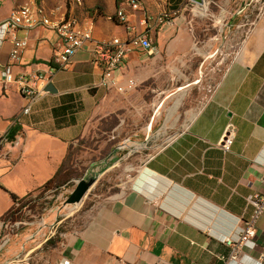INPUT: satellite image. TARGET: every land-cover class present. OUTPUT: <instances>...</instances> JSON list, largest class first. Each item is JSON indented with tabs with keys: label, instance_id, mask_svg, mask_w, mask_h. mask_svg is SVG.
I'll use <instances>...</instances> for the list:
<instances>
[{
	"label": "crops",
	"instance_id": "crops-1",
	"mask_svg": "<svg viewBox=\"0 0 264 264\" xmlns=\"http://www.w3.org/2000/svg\"><path fill=\"white\" fill-rule=\"evenodd\" d=\"M26 1L0 0V21ZM42 1L46 7L61 2ZM143 1L150 14L161 8L160 0ZM205 1L198 6L191 0H170L167 8L179 13L173 24L155 32L149 51L126 53L113 74L120 85L128 79L136 82L124 93L92 88L100 69L87 48L77 51L66 67L55 69L53 55L61 49L58 36L41 27L27 33L13 74L49 73L50 80L29 112L22 114L25 101L16 86L3 88L0 79V141L11 126L18 128L14 141L0 146V264H11L19 256L22 261L41 259L42 264H223L218 257L229 250L222 239L236 236L251 212L247 198L263 189V5L240 0L232 12L220 8L217 36L230 35L227 46L233 56L186 124L173 130L175 124L162 121L156 127L151 117L143 127H127L147 105L155 107L154 114L191 85L179 86L181 68L189 63L181 56L194 47L193 17L204 32L200 22L215 12L217 3ZM115 9L116 0H83L76 13L93 20L94 39L105 40L124 35L113 18ZM137 16L128 15L130 20ZM24 35L17 32V37ZM215 40L207 44L208 50ZM10 47L9 41L0 46V69L9 63ZM229 124L233 141L224 152L218 144ZM89 138L93 146L81 151L89 158L68 181L76 185L122 169L118 191L97 198L89 189L67 214L47 213L10 234L2 219L13 197H26L46 185L58 187L69 151ZM123 147L128 148L126 158L119 157ZM129 156L137 163L127 165ZM255 242L254 251L240 264H255L264 251V214L256 224Z\"/></svg>",
	"mask_w": 264,
	"mask_h": 264
},
{
	"label": "built area",
	"instance_id": "built-area-1",
	"mask_svg": "<svg viewBox=\"0 0 264 264\" xmlns=\"http://www.w3.org/2000/svg\"><path fill=\"white\" fill-rule=\"evenodd\" d=\"M169 3L170 0H160L159 11L150 14L146 11L143 0H116L113 18L122 26L124 35L97 40L93 38V20L80 19L76 13V8L83 4V0H61L51 7H46L42 0H27L0 21V46L4 41H9L11 45L9 63L0 69L2 87L16 86L25 101L22 114H27L31 105L44 93L45 85L50 80L49 73L14 75L12 70L19 63L27 45V33L41 27L54 32L60 39L61 49L55 52L52 59L55 69L66 67L77 51L87 48L91 62L100 69V78L92 88L114 89L118 93L135 88L137 85L133 79H128L125 85H120L113 74L126 53L131 50L149 51L153 46L155 32L163 25L173 24L179 13L169 10ZM262 5L264 12V2ZM129 13H139V16L136 20H130ZM19 31L25 32V35L17 37ZM233 135L234 129L229 124L218 144L224 152L229 150ZM261 184L262 192L247 198L251 212L248 218L241 221L236 236L222 239V243L229 250L227 255L218 257L223 264H240L243 257L249 256L256 248V224L264 214V176L261 178ZM255 264H264V251L258 254Z\"/></svg>",
	"mask_w": 264,
	"mask_h": 264
},
{
	"label": "rangeland",
	"instance_id": "rangeland-1",
	"mask_svg": "<svg viewBox=\"0 0 264 264\" xmlns=\"http://www.w3.org/2000/svg\"><path fill=\"white\" fill-rule=\"evenodd\" d=\"M212 1L217 3V6L213 5L212 7L215 12L203 18L200 22L206 30L204 32L199 31L197 28L198 26L195 24L199 20L193 17L191 32L193 34L192 39L194 41V47L187 55L181 56V58L189 63L187 67L181 68L182 75L178 80L179 86L183 85L185 82L191 83V85L175 94L177 98L166 100L160 109H155L154 114V106L147 105L144 109H141L137 115L130 118L131 123L127 125L128 129L133 130L145 126L151 117L153 121H155L156 127L160 126L162 121H164L163 125L171 122L175 124L173 130L181 128L193 115L203 95L210 92L222 77L227 64L233 56V49L227 46L229 38H231L230 35L223 37L217 36V24H215V21L218 19L217 13L220 11V8L222 12H232V10L238 8V2L240 0ZM257 1L259 4H263L264 2V0ZM247 8L249 10L250 7L248 6ZM220 23L221 25L224 24V22L221 21ZM214 38L216 39L215 42H213L215 45L213 49L210 48L208 50L207 44L212 43V39ZM175 101H177L178 106L175 110H172ZM93 144L94 140L90 138L88 140H80L69 151L67 159L63 164L65 174L60 177L61 184L68 182L64 186L60 187L61 184L58 185V187L54 186V184L43 186L34 193L14 201L11 210L2 219L3 223L6 225V230L10 234H14L24 223L40 220L42 215L48 213L51 217L55 213L56 217H58L59 214H67L72 207H77L78 204L67 205L64 208L62 207L59 213L55 212L57 207L63 205L64 200L75 187L73 181H68L69 178H76L79 175V169L83 167L82 165L85 160L89 158V156H82L83 154L81 151L86 146H93ZM128 144L131 143L128 142ZM132 144V146L136 147L134 143ZM124 147L119 150V157L124 156L126 158L128 156V148L125 149ZM146 154V151H142L143 156ZM125 163L130 165L136 164L137 162L132 160L131 156H129ZM121 171L122 169L119 170V174L117 171L109 172L102 176L97 174L95 176V182L90 188L91 193L97 198H103L117 192L121 183ZM47 250L49 249H45V251ZM12 261L11 264H42L41 259L22 261L20 256L13 258ZM7 262L10 261H6L5 264H7Z\"/></svg>",
	"mask_w": 264,
	"mask_h": 264
},
{
	"label": "water",
	"instance_id": "water-1",
	"mask_svg": "<svg viewBox=\"0 0 264 264\" xmlns=\"http://www.w3.org/2000/svg\"><path fill=\"white\" fill-rule=\"evenodd\" d=\"M191 1L197 4L198 6H201L203 3L204 4L206 3L205 0H191ZM94 182H95L94 178H89L88 180L82 179L78 181L74 189L69 194V196L64 200L63 205L61 207H57L55 209V212L59 213L62 207L64 208L67 205H74L81 202V200L87 194V192L89 191L90 187L93 185Z\"/></svg>",
	"mask_w": 264,
	"mask_h": 264
},
{
	"label": "trees",
	"instance_id": "trees-1",
	"mask_svg": "<svg viewBox=\"0 0 264 264\" xmlns=\"http://www.w3.org/2000/svg\"><path fill=\"white\" fill-rule=\"evenodd\" d=\"M18 133V128L17 126L13 125L9 128L5 136L1 139L0 141V146L6 144V143H11L14 141L16 134ZM47 186V185H46ZM17 197H13V201H15Z\"/></svg>",
	"mask_w": 264,
	"mask_h": 264
}]
</instances>
